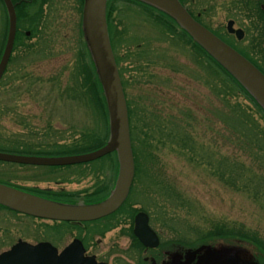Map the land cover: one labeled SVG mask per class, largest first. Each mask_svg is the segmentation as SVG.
Wrapping results in <instances>:
<instances>
[{
	"label": "rangeland",
	"instance_id": "rangeland-1",
	"mask_svg": "<svg viewBox=\"0 0 264 264\" xmlns=\"http://www.w3.org/2000/svg\"><path fill=\"white\" fill-rule=\"evenodd\" d=\"M127 3L121 1L116 7H122L125 13L119 14L120 27L112 24L114 48L111 47L120 67L124 65L122 54L126 48L133 46L137 51L135 43H141L143 37L156 35L154 28L141 21L146 19V14ZM131 19L136 24L132 23L130 31L126 26L130 27ZM55 27L57 31H52L51 41L37 44L29 63L26 61L23 65L20 61V65H14V69L0 80V144L12 150L33 152L49 148L62 151L85 141L90 143L98 134L102 135L101 117L93 113V107L89 109L94 102L81 95L84 89L78 90V87H90L88 75L82 67L77 69L78 65H84L83 56H80L81 61L76 59L74 37L68 40L69 34L60 30L59 24ZM164 30L163 36H159V51L167 53L174 63L178 62L180 69L178 75L167 70L168 67L160 68L159 80L169 74L182 79L193 68V87H185L186 93H190L188 98L184 96L183 87H179L180 102L174 107L160 103L159 107L140 103L130 106L134 180L128 196L138 209L146 208L153 215L159 210V224L153 222L164 238L177 237L179 241L193 244L221 226L256 236L264 248V183L260 182L264 181V171H257L252 163L254 159L249 154L252 149L247 147L253 144L250 141L242 143L224 122L234 103L242 110L234 107L238 114L247 110L261 128H264V120L241 96L231 95L227 101L226 96L233 86L217 65L211 61L207 67L204 59L200 60L197 55L188 61V48L179 39L175 41V37L169 36L166 27ZM155 47L156 39H153L148 50L154 53ZM162 62H169V59ZM187 63L190 64L188 70ZM122 79L124 87L126 78L122 75ZM75 87L81 94L77 90L73 92ZM159 115L162 117L160 123ZM178 130H184L187 141L173 139ZM172 131L175 134H171ZM107 157L114 159L115 155ZM107 157L97 163H107ZM226 159L243 165L242 182L255 175L252 186L235 189L225 182L218 166L225 167ZM114 162L117 165L115 159ZM2 169L0 167V171ZM43 223L0 209V251L8 249L19 238L33 242L41 239ZM236 243L210 242L224 250ZM239 245L251 249L247 242ZM240 248L233 253L247 256V251Z\"/></svg>",
	"mask_w": 264,
	"mask_h": 264
},
{
	"label": "flooded vegetation",
	"instance_id": "flooded-vegetation-1",
	"mask_svg": "<svg viewBox=\"0 0 264 264\" xmlns=\"http://www.w3.org/2000/svg\"><path fill=\"white\" fill-rule=\"evenodd\" d=\"M7 1L14 16V34L11 52L2 76L12 71L14 65H20V61L23 65L26 61L29 63L36 45L51 41L52 31H57L56 24L60 25V30L63 29L69 34L68 40L74 37L76 44L83 40L81 24L84 0H0V60L10 35L11 15ZM121 1L128 2L127 4L145 13L146 19L141 21L147 23L146 26L154 28L156 32L155 36L150 35L146 39L143 37L141 43H135L137 51L133 49V46L126 48L122 54L124 62L122 67L118 64L115 55L120 79L123 80L122 75L126 78L122 88L128 110L129 132L132 135L130 106L140 103L159 107L160 103L162 106L174 107L180 102L179 87H183L186 98L190 97V93H186L185 87H193L194 70L188 67L190 64L187 63V70L190 69V72H186V77L178 79L179 63L175 60L174 63L167 53L159 51V39L163 36L164 27L168 30L170 28L166 31L169 36L175 37V41H177L176 38L179 39L188 48L190 51L188 61L197 55L200 60L204 59L203 63L207 67H210L211 57L200 50L202 48H196L193 39L176 21L165 16L158 8L144 2L107 0L108 29L112 28L113 23L119 27L121 25L119 14L122 7H119L120 10L116 8ZM178 1L191 18L264 73V0ZM122 13L125 14L123 11ZM129 23L130 27H128L129 24L126 27L131 31L134 19H131ZM153 39H156L155 49L157 50L154 53L148 50L150 49L148 44H151ZM20 52L21 55H19ZM165 58L169 59V62H162ZM165 67L178 75L169 74L170 76L161 77L159 80V70ZM140 80L141 83H138ZM149 83L152 85L147 86ZM135 93L138 95L134 96ZM3 153L46 158L73 155H66L59 150L49 148L33 152ZM107 158L108 162L100 165L95 162L98 159L70 165H35L1 161L0 167L3 169L0 171V183L56 203L93 205L109 198L116 184L118 175V165L114 162L116 156L114 159ZM4 210L13 215L43 221L44 236L41 239L38 238L33 242L19 238L17 241L22 240L30 244L48 243L55 249L57 255L65 252L64 264H215L216 262V259L211 256L196 252L198 245H186L177 237L164 238L153 222L155 220L159 224V210L156 209L153 215L146 208L134 207V201L128 194L115 211L88 221L41 219L8 209ZM140 214L146 217L147 226L154 236L147 235L145 241L141 240L136 233V221ZM238 241L243 242L240 239ZM236 246L243 249L242 245ZM250 246V257H248L250 263L264 264V256L257 246L254 244ZM235 258L236 264H244L243 255L236 254Z\"/></svg>",
	"mask_w": 264,
	"mask_h": 264
},
{
	"label": "water",
	"instance_id": "water-1",
	"mask_svg": "<svg viewBox=\"0 0 264 264\" xmlns=\"http://www.w3.org/2000/svg\"><path fill=\"white\" fill-rule=\"evenodd\" d=\"M138 1L158 8L176 21L194 42L248 91L264 110V74L249 60L191 18L178 0ZM106 2L107 0H84L82 17L84 39L106 101L109 121V135L106 143L88 153L57 158L25 157L0 152V161L35 165H70L93 161L115 152L118 161V176L113 192L109 198L97 204L66 205L0 183V205L41 219L88 221L112 213L126 198L133 179L134 162L125 96L108 36ZM6 3L11 15V26L9 39L0 60V78L11 52L14 34V16L9 2ZM145 218L140 214L136 221V233L143 241L146 240L147 235L154 237ZM235 241L236 245L243 243ZM236 245L231 249L227 247L225 250L211 245H202L196 252L205 253L216 259L215 264H236V253L233 251L241 249ZM243 248L248 253L247 256H243L244 264H251L248 258L250 257L249 250ZM64 255L65 252L57 255L55 249L45 242L30 244L18 240L10 249L0 253V264H64ZM230 255L232 257H229ZM212 258L209 259L214 260Z\"/></svg>",
	"mask_w": 264,
	"mask_h": 264
},
{
	"label": "trees",
	"instance_id": "trees-1",
	"mask_svg": "<svg viewBox=\"0 0 264 264\" xmlns=\"http://www.w3.org/2000/svg\"><path fill=\"white\" fill-rule=\"evenodd\" d=\"M166 16V15H165ZM170 29V28H169ZM109 34H110V40H111V34H112V28L108 29ZM83 32V31H82ZM83 40L79 41L77 43V49H76V59L81 58L80 56H83L84 59V65H78L77 69L79 70L80 67H82L83 72L85 71L86 75H88V84L90 87H78V90L84 89L83 94H81L77 88H72L73 92L77 90L78 93L81 95L87 96V101L89 100L90 102H94V106H89V109H92L93 113H95L97 116L101 117V122H102V135L98 136L89 143L87 141L83 142L82 144H78L74 146L72 149H64L61 151V153H64L66 155L70 154H82V153H88L93 150H96L100 147H102L109 135V121H108V112H107V107H106V101L105 97L103 95L101 83L99 81L98 74L95 70L94 63L91 59V54L89 52V49L87 47L86 41L84 39V35L82 34ZM195 43V42H194ZM112 47L114 48L113 42L111 40ZM195 46L197 49L201 48L197 43H195ZM203 50L204 49H200ZM205 52V51H204ZM82 59V60H83ZM211 61H213L217 67L220 69L221 73H223L230 82V84L233 87H230V91H228V95L226 96V100L230 101L228 98H231V95H239L242 98H244L246 101H249L252 106L254 107L256 113H258L259 118H262L264 120V110L262 107L255 101V99L248 93V91L242 87L224 68H222L212 57ZM79 64V62H78ZM81 64V63H80ZM83 64V62H82ZM84 67V68H83ZM73 99H76L75 97ZM77 100V99H76ZM242 111L239 108L238 103H234L231 108L228 109L227 111V117L224 120L226 124H228L227 128L231 129V133L237 135L242 143L244 142H249L252 143L253 147L249 146L247 148L252 149L250 150L249 154L251 155L252 163L256 165L255 169L257 171H264V128L260 127V125L257 124V121L254 120L252 117L253 115L250 114L247 110L241 112L242 114H238V111ZM162 117L159 115V123L162 122ZM85 134V133H83ZM171 134H175L173 131ZM132 136V135H130ZM173 139H175L177 142L181 141H187V139L184 137V130H178L176 134L174 135ZM13 148H9V146H3L0 144V151L3 152H15V151H24V150H12ZM24 152H30V151H24ZM115 153H111V155ZM108 154L107 156H109ZM104 158V157H102ZM101 158V159H102ZM98 159V160H101ZM92 162V161H91ZM97 162V161H95ZM117 162V161H116ZM1 163V162H0ZM227 164V165H226ZM223 166V165H222ZM220 169V175L223 178L225 182H227L228 185L232 186L235 189H240L241 187L244 188H249L252 186L251 184L253 183V179H255V175L253 177L246 178L245 181L242 182V179L244 178L245 175L243 173L245 172V168L243 167L242 164H237L234 162H230V160L226 159L225 167L218 166ZM227 176V177H226ZM260 182L264 183L263 179L260 180ZM256 183H254V186ZM262 185V184H261ZM261 185L258 186V188L261 187ZM166 187V186H164ZM253 188V187H252ZM258 192V190H256ZM257 192L254 195L257 194ZM0 209H8L7 207L0 205ZM10 210V209H8ZM256 236L254 235H249L247 233L242 232L239 229H234V228H229V227H221L218 226L214 230L210 231L209 234L205 238H200L197 239L198 241L193 243V244H188L187 242L180 241L181 243H184L189 246H202V245H211V241L215 240H227V241H235V240H242L243 242H247L249 244H254L257 246L258 250L260 251L261 254L264 256V248L260 244L262 241L258 240L255 238ZM205 239V240H204Z\"/></svg>",
	"mask_w": 264,
	"mask_h": 264
}]
</instances>
